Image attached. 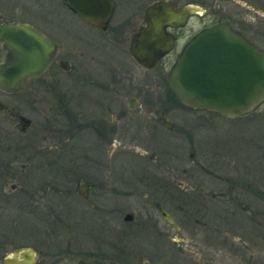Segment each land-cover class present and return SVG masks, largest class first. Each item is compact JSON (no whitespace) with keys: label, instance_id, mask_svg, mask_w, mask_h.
<instances>
[{"label":"flooded vegetation","instance_id":"obj_1","mask_svg":"<svg viewBox=\"0 0 264 264\" xmlns=\"http://www.w3.org/2000/svg\"><path fill=\"white\" fill-rule=\"evenodd\" d=\"M109 1L111 14L99 27L62 0L80 22V34H94L92 40L83 34L62 39L46 20L41 26L27 23L55 42V49L24 86L0 90V264L13 249L31 250L32 264L40 253L41 264H66L77 253L83 255L70 264L138 263L140 256L126 245V239L129 244L138 238L134 231L145 242L155 240L173 264L224 263L227 248L258 264L243 237H229L226 216L239 222V232L254 245L256 232L246 222L256 224L264 204L256 179L259 169L264 172V150L260 156L255 151L264 145L253 138L264 131V100L235 117L188 106L173 95L168 72L186 41L214 24L226 25L264 53V0H164L174 15L165 26L173 44L149 66L137 62L129 47L147 21L159 16V9L148 10L158 0ZM224 66L233 67L218 73H242L235 64ZM156 68L160 80L145 77ZM173 105L193 111L199 122L178 124L168 111ZM208 120L232 128L234 139L221 135L217 151L198 147L196 160L195 135L184 125L206 126ZM184 151L192 166L185 165ZM126 188L142 190L141 200H134L141 206L134 224L133 214L122 211L129 202ZM71 204L79 207L74 215ZM184 226L191 228L188 239ZM195 236L200 244L194 245Z\"/></svg>","mask_w":264,"mask_h":264},{"label":"water","instance_id":"obj_2","mask_svg":"<svg viewBox=\"0 0 264 264\" xmlns=\"http://www.w3.org/2000/svg\"><path fill=\"white\" fill-rule=\"evenodd\" d=\"M63 2L76 15L99 27L105 25L111 14L109 0ZM168 7L171 8L164 0H158L149 7L148 10L159 9V16L149 19L147 27L140 29L131 41L129 52L142 65L149 66L168 52L173 44L172 35L165 31V26L171 24L169 20L174 16ZM0 47L4 51V59L0 63V90L12 92L47 66L53 56L55 42L27 23L2 22ZM225 63L235 64L242 73H218L233 67H225ZM168 83L179 102L235 117L264 100V53L226 25L214 24L197 31L186 41L170 66ZM35 259L29 249H13L2 264H32ZM74 264L123 263L88 260Z\"/></svg>","mask_w":264,"mask_h":264},{"label":"rangeland","instance_id":"obj_3","mask_svg":"<svg viewBox=\"0 0 264 264\" xmlns=\"http://www.w3.org/2000/svg\"><path fill=\"white\" fill-rule=\"evenodd\" d=\"M211 17V15L209 16V18ZM44 20H46L50 26L53 27L54 32L62 39L65 38H69L70 37H74V35H78L81 36L82 34H80L81 32L79 31V28L81 27L80 22H78V20L76 18H74L70 12L65 9L64 7H62V0H0V23L2 22H8V23H30V24H34V25H38L41 26L44 22ZM58 28V29H57ZM83 28V27H82ZM85 28V27H84ZM82 36H88L87 38L89 39H93L95 37L94 34H90L84 31V34ZM88 40V39H87ZM125 65L130 66L131 67V63L130 62H126ZM159 70V68L153 69L151 71H148L145 73V77H147L148 79L152 80V79H159L161 78V73H156ZM143 74V73H142ZM4 98V97H3ZM166 103V102H165ZM171 105V104H170ZM172 106V105H171ZM168 111L170 112V115L172 114L174 120L178 123L181 124L185 123V122H199V118L197 116L196 113H194L193 111L187 110V109H182V108H174L173 107H169ZM209 124L206 126H198L195 128H191L190 123H187L184 125V129H186L187 131H190L193 135H195V140L194 143L196 145V147H194V149L198 152L195 154L196 160H200V158H198L197 156H200L199 150L200 151H210V150H218V141L220 139V136L224 134V139L225 140H231L233 141V136L231 134H229V132L233 131L232 128L229 129H222L221 125L219 124L218 120H208ZM227 125V123H226ZM224 124V126H226ZM223 126V125H222ZM221 129V130H220ZM262 132V135H257V132L255 133V135L253 136L254 139H256V141H258L259 144H263L264 145V131L262 129H260ZM221 132V133H220ZM246 134V133H245ZM241 134L237 135V139L238 140ZM246 137V136H245ZM232 145V144H231ZM262 145V146H263ZM150 148H152V144H150ZM200 149H199V148ZM231 147V146H230ZM199 149V150H198ZM259 150V151H258ZM255 149L256 154L258 156H260L261 150H264L263 148L261 149V147H259V149ZM188 151H184V162L185 165L187 166H192L193 162L190 161V159H188L186 157ZM212 153H209V159H211L210 157L214 156L211 155ZM216 156V155H215ZM201 157V156H200ZM212 160L216 161L215 158H213ZM204 162V159H203ZM216 174H220V173H216ZM256 179H257V183H258V187L260 189L262 193V197L264 198V172H261V170L259 169L256 173ZM191 181V180H190ZM125 191H128L127 193V199L129 200L128 204L125 205L123 207L122 211H126L129 212L131 215L133 214V221L132 223L134 224V222L136 221L137 217H136V213L138 212L139 208H141V206L138 205L137 202H135L134 200L140 199L142 198V196L139 194L142 192V190L140 189H132V188H126L123 189ZM213 191H216V189H214ZM124 192V191H123ZM244 192V191H243ZM243 198V197H241ZM139 200V201H140ZM247 199H243V202L246 201ZM260 214L257 215V223L256 224H248L246 222L247 225L246 226L247 229H252L256 232V238H254V245H251L248 241L247 238H244V236L246 237L245 234H243L242 232H239V222H237V220L235 218H233L232 216H226V221H228V224L226 223V232H230L229 237H236L238 235V237H243V241L246 244V247L249 248L250 250L253 251V257H255L256 261H258V264H264V204L260 203ZM72 209L74 210V214H76L77 211H79V207L75 206V204H71ZM76 207L77 210H76ZM202 210V209H201ZM6 212V219L9 222L11 219V215L12 211L5 210ZM153 214H155L156 212L153 210L152 211ZM194 217H191V219ZM201 219V218H199ZM190 222V221H189ZM186 223L185 225L189 224ZM237 223V224H236ZM66 228H64V230L62 229L63 232H65ZM184 230L182 231L184 236V239H188L189 237H191V228H183ZM170 232H172V229H168ZM69 233V232H68ZM134 236L138 237L136 240L135 239H130V243L128 244L129 240L126 239V245L128 246V248H133L130 251L133 253H135L136 251V257L137 259L139 258L138 263L134 262V260H132L130 263L131 264H142L143 261H147V264H173L172 260H170L169 257H164L163 255H161L160 251H159V246L158 244L155 243L154 241H150L148 242V240L145 242L147 237H143L140 233H138V231H134ZM198 236L194 237V245L196 244H200V238L199 241H197ZM234 238H231L234 239ZM192 243V239L190 240ZM145 242V243H144ZM153 242V243H152ZM236 242V240H235ZM19 243V242H18ZM21 243H25V242H21ZM86 245H89V242L86 240ZM204 245V244H203ZM35 251H37V248H34ZM224 255H225V261L224 263L219 260L220 264H247V262L242 259V256L235 254L234 252H232L231 249H225L224 250ZM249 252V251H247ZM138 254V255H137ZM83 254H71L68 255L69 256V260L65 259V263L66 264H70L71 260H74L76 258H80V256H82ZM248 255V253L246 254ZM45 255L41 254L38 255L37 258V264H41L40 262H42L43 258ZM113 256L117 257L119 255L117 254H113ZM132 256V255H130ZM215 257L218 256V258H221L222 255H213ZM53 259V257H50ZM105 259H113L114 257L112 256H107L104 257ZM218 260H216V262H218ZM64 261V260H63ZM62 261V262H63ZM70 261V262H69Z\"/></svg>","mask_w":264,"mask_h":264}]
</instances>
